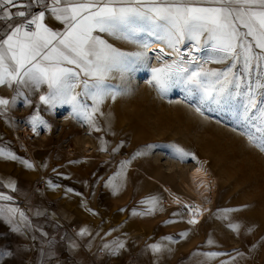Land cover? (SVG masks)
<instances>
[{
  "label": "rangeland",
  "instance_id": "374dc122",
  "mask_svg": "<svg viewBox=\"0 0 264 264\" xmlns=\"http://www.w3.org/2000/svg\"><path fill=\"white\" fill-rule=\"evenodd\" d=\"M98 34L123 51L145 50L139 44ZM144 39L156 40L147 35ZM205 55L211 60L213 52ZM145 60L137 61L132 70L123 75L112 73L107 83L120 94L115 100L105 99L101 105L103 115L96 114L100 131L75 115L70 104L50 107L47 118H40L44 124L37 125L52 131V142L31 145L44 148L40 169H33L36 178L33 191L26 200L12 196L10 201L25 202L23 210L31 224L32 239L19 230L18 218L17 221L0 218V264H3L1 258L5 251L10 255V264H39L43 245L36 242L41 244L33 227V205L35 195L44 189H51L55 196L52 205L58 212L54 215L56 219H65L72 227L76 223L85 226L91 221L96 225L110 219L115 221L126 243L118 252L119 256L127 257L121 264H221L222 261L264 264V152L242 134L244 128L234 110L208 101L201 103L200 95L187 91L183 85L162 96L150 83L152 67L146 66ZM202 65L207 69L225 67L212 60ZM148 83L150 94L154 95L153 107L145 100ZM143 106L149 109L144 110ZM176 109L180 111L181 120L172 112ZM160 118L165 119L162 125H158ZM22 120L31 122V118H21L15 126L23 128ZM187 123L191 126H186ZM11 130L12 135L15 132L21 135ZM37 131L40 132V128ZM207 141L215 143L217 149V153L210 156L214 159L210 167L219 179L213 217L220 223L217 227L211 225L210 230L203 226L201 231L191 233L180 228L176 215L166 213L161 201L163 195L141 173L128 169L122 162L129 161L128 164L144 169L159 168L162 174L167 170L173 175L176 190L184 192L178 176L186 171L187 163L201 156L200 145ZM20 143L22 145H0V149L16 157L15 160L8 158L11 169L27 172L22 161L33 166L29 158L32 148L29 150L24 142ZM172 145L193 154L196 159L177 158ZM102 147L105 150L101 151ZM138 152L143 154L136 155ZM150 198L158 202L149 213L151 205L146 201ZM0 204L16 207L9 202ZM225 209L237 211L225 213ZM225 215L227 219L223 218ZM230 223L238 224L239 230L233 231ZM151 244H160L161 251L153 253ZM210 252L221 255L213 258L205 255ZM18 257L19 263L16 262ZM95 263L114 264V261L107 263L104 257L98 256Z\"/></svg>",
  "mask_w": 264,
  "mask_h": 264
},
{
  "label": "snow or ice",
  "instance_id": "6c2138e0",
  "mask_svg": "<svg viewBox=\"0 0 264 264\" xmlns=\"http://www.w3.org/2000/svg\"><path fill=\"white\" fill-rule=\"evenodd\" d=\"M34 7L41 10L33 12ZM46 13L64 25L63 31H54L44 23ZM0 26L6 29L0 32V85L36 89L46 85L47 92L39 97L41 104H70L73 113L96 131H100L96 114L103 115L101 105L120 94L107 83L112 73L123 75L147 58L146 51H123L98 33L139 44L145 50L151 46L145 35L155 37L171 50L160 48L158 60L176 54V58L151 69L150 83L161 95L183 85L187 91L198 93L201 103L208 101L234 110L244 128L242 134L264 152V0H0ZM186 42H191V49L181 53L180 45ZM205 47L213 52L212 62L224 64L223 69H207L197 61L193 53ZM9 103L0 98V111ZM31 122L33 131L37 124H44L38 115ZM170 147L181 160L196 159L176 145ZM5 155L16 159L0 149V156ZM22 163L33 167L26 160ZM0 187L16 190L11 181ZM12 199L0 192V202ZM146 202L151 205L150 213L158 201L150 198ZM185 208L202 214L199 206L186 204ZM0 218H18V224L30 226L24 212L6 204H0ZM188 223L198 221L193 218ZM229 227L238 231L240 226L230 223ZM78 234L86 235L87 229ZM149 247L153 253L161 251L160 244ZM123 248L124 244L117 242L112 254ZM205 255L213 258L221 253Z\"/></svg>",
  "mask_w": 264,
  "mask_h": 264
},
{
  "label": "crops",
  "instance_id": "0c3cea01",
  "mask_svg": "<svg viewBox=\"0 0 264 264\" xmlns=\"http://www.w3.org/2000/svg\"><path fill=\"white\" fill-rule=\"evenodd\" d=\"M40 10V7L32 9L33 12ZM44 23L54 31H63L64 29V25L56 20L51 13H46ZM5 30L3 26H0V32ZM46 92V85H41L39 89L16 84L11 86L7 84L0 85V98L8 99L10 102L3 111H0V145H22L16 137V133L12 135L11 128L13 132L15 130L20 132L22 142L25 144L49 145L52 142V131L42 129L38 125H36V130L33 131V125L29 120L26 122L22 120L23 128L15 126V123L17 125L21 118L30 119L34 115H38L40 118L48 116L47 111L50 106L44 104L38 106L36 104L40 103V95ZM13 98H15L14 103L12 102ZM39 128L40 132L37 131ZM10 162L11 160L7 157H0V185H7L11 181L15 183L16 190L12 191L7 187H0V192L26 200L33 191L36 179L33 174L35 166L33 164L32 168L27 167V172L16 171L11 169L12 163ZM35 197L33 227L37 232V238L41 241V244L36 241L37 244L43 245L40 257H38L39 264H96L95 259L98 256H100V259L104 257L107 263L111 261H114V264L125 262L127 257L124 255L119 256L120 253L112 254V248L115 244L124 242L121 239L120 228L117 227L115 221L112 222V219L104 223L101 221L98 225L91 221L85 226L76 223L72 227L65 219H59V221L54 216L58 212L52 205L55 196L52 194L51 189L41 190ZM81 229H87V234L79 235ZM105 245L109 247L105 248Z\"/></svg>",
  "mask_w": 264,
  "mask_h": 264
},
{
  "label": "bare ground",
  "instance_id": "6f19581e",
  "mask_svg": "<svg viewBox=\"0 0 264 264\" xmlns=\"http://www.w3.org/2000/svg\"><path fill=\"white\" fill-rule=\"evenodd\" d=\"M150 47L146 50L147 58L145 60V65L149 67H159L164 61H171L172 59L176 58V54L173 53L171 55H164L162 60H158L157 54L159 53L160 48H165L166 52H171L170 49H167L166 46L157 40H151ZM191 49V42H186L184 45H180L181 53H187ZM212 52V50L208 47L203 48L199 52H194L193 55L197 57V61L200 64H205L208 61H211L207 56L206 53ZM187 58V57H186ZM207 61V62H205ZM152 75V72L150 73ZM148 85V86H147ZM146 85V101H150V107L152 103H154V95L150 94L151 88H149V83ZM156 101V100H155ZM144 110L149 109V106H143ZM171 112V111H170ZM175 117L181 120V114L178 109L172 111ZM133 122V121H132ZM165 123L164 118H160L158 125H162ZM186 126L190 127L191 123H187ZM16 133V132H15ZM16 137L22 141L19 134L16 133ZM215 143L207 141L201 144V148L203 153L201 156L194 162L186 164V171L178 176L180 183L182 184V190L184 192H178L175 187V182L173 179V175L170 174L167 170L162 174L159 168L150 169V168H143L137 165H125L130 170H136L142 174V177L145 178L154 188L157 189L163 195V205L166 206L164 210L167 214L176 215L178 218V224L180 225L181 229H186L191 233H196L201 231V228L205 226L210 230V226L217 227L220 223L219 219L213 217V205L216 201L217 197V188H218V177L212 171L210 165L214 164V159H211L210 156L213 153H217V149L214 146ZM27 149H33L34 151L30 153L31 161L34 163L36 169H40L41 165V154L44 150L43 147L40 146H31V145H24ZM198 161V162H197ZM6 203V202H4ZM19 208L22 212L24 201L19 202H9ZM192 205L193 207L199 206L201 209L202 214H195L189 212L185 205ZM196 219L198 223L190 224L188 221L190 219ZM28 224L30 226H25L24 224L20 223V229L23 231L31 240V224L28 220ZM211 226V227H212ZM19 230L15 231L17 233L16 237L19 239ZM197 239V237H196ZM195 239V240H196ZM3 264H10V255L3 253V257L1 258ZM19 257L16 259V262L19 263ZM15 261V260H14Z\"/></svg>",
  "mask_w": 264,
  "mask_h": 264
},
{
  "label": "built area",
  "instance_id": "2783aa9c",
  "mask_svg": "<svg viewBox=\"0 0 264 264\" xmlns=\"http://www.w3.org/2000/svg\"><path fill=\"white\" fill-rule=\"evenodd\" d=\"M32 151L31 152H33L34 150L33 149H31ZM29 154V153H28ZM29 158L31 159L32 157H31V155L29 154Z\"/></svg>",
  "mask_w": 264,
  "mask_h": 264
}]
</instances>
